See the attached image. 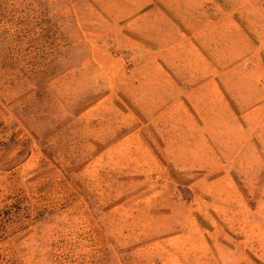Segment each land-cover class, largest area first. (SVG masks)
Here are the masks:
<instances>
[{
	"label": "rangeland",
	"instance_id": "1",
	"mask_svg": "<svg viewBox=\"0 0 264 264\" xmlns=\"http://www.w3.org/2000/svg\"><path fill=\"white\" fill-rule=\"evenodd\" d=\"M121 2L0 0V264H264V0H208L211 35L179 29L235 110L204 143L154 122L133 74V43L163 58L194 22L137 28Z\"/></svg>",
	"mask_w": 264,
	"mask_h": 264
},
{
	"label": "crops",
	"instance_id": "2",
	"mask_svg": "<svg viewBox=\"0 0 264 264\" xmlns=\"http://www.w3.org/2000/svg\"><path fill=\"white\" fill-rule=\"evenodd\" d=\"M121 1L120 7H123L124 11L118 14L121 16L136 14V22L138 23L136 24L137 28L140 26L145 27L152 23L155 25L157 22L162 24V17L168 18V16L183 14L182 12L185 13L184 16H181L186 18L184 20H189L188 17H190L192 22H194L191 23L188 21L186 24L181 21L176 30H174L175 27L172 26V31H175L176 38L173 43L170 44L171 48H169L170 50L165 53L163 58L161 50L157 46L152 49V47H147L142 43H133L134 46L131 47L133 51L135 48L138 49V67L133 74L137 76V80L140 81L139 85L143 86L138 89L136 92L137 95L145 98L155 97L156 95L162 98L161 105L158 104V106H160L159 109L154 113L153 121H157L156 123H158V120H162L163 118L169 119L170 122L171 120H175L177 126L184 129V131L181 132V136L185 137L191 135V132L185 130L187 126L181 121H191L193 126L191 125L189 128L193 129L192 138L194 134V137L197 139L196 141L199 143H204L199 137L202 138L203 136L204 138L205 136H211L210 133L203 132V129L210 125L214 127L213 131L214 129L220 130L221 128L228 130L230 124H226L225 121L231 123L236 116L234 109L230 108L228 111L227 106L224 104L226 103L225 98L221 94L220 86L222 84L220 81H223L222 77H225L224 73H220L223 71V69L220 68L222 64L217 63L215 59H211L209 51L207 49L203 50L197 45L192 38L187 35L185 29L179 31V29L186 27L192 29L191 26H193L195 29L201 28L204 31L208 30L207 34H209L210 31L215 29V27L206 29L211 23V21H209V16L198 10L201 9L203 3H207L208 0H164V5L162 1L158 0L157 5H154L152 10L150 8V10H146L148 0ZM243 1L246 0H233L235 3ZM185 8L186 11H184ZM163 9H165V11ZM151 11H153V13H151ZM152 15L154 20L153 18L152 20L150 19ZM158 18L159 20H157ZM217 26H220V28H216L214 32H224V23H218ZM211 38L215 39L214 35ZM195 40L197 39L195 38ZM223 41H225L224 38ZM147 65L150 67L147 68ZM158 89L160 92L164 90L167 93L158 95L156 93ZM259 99L260 98L257 97L256 102H251L249 97L245 105L241 104L240 113L237 115L239 122H241L240 120L243 113L246 114L245 117H249V115L254 112L252 109L256 106ZM163 102L164 104H168L162 105ZM211 103H213L214 106H211ZM223 119L224 121H222ZM196 122H199V125H195L194 123ZM206 122H208V125L205 126L204 124ZM212 134L214 135V132Z\"/></svg>",
	"mask_w": 264,
	"mask_h": 264
}]
</instances>
